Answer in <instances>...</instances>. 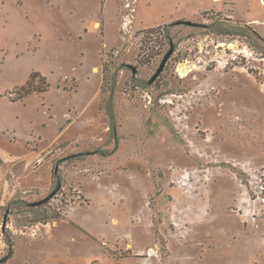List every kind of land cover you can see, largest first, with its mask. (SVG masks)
<instances>
[{
	"label": "rangeland",
	"instance_id": "obj_1",
	"mask_svg": "<svg viewBox=\"0 0 264 264\" xmlns=\"http://www.w3.org/2000/svg\"><path fill=\"white\" fill-rule=\"evenodd\" d=\"M25 1L0 40V264H264V22L246 1ZM35 71L48 90L12 101Z\"/></svg>",
	"mask_w": 264,
	"mask_h": 264
},
{
	"label": "crops",
	"instance_id": "obj_2",
	"mask_svg": "<svg viewBox=\"0 0 264 264\" xmlns=\"http://www.w3.org/2000/svg\"><path fill=\"white\" fill-rule=\"evenodd\" d=\"M61 1V0H59ZM109 0H100V8H104L105 4H107ZM133 1V0H132ZM241 0H210V5H205V0H201V4H204L203 7L199 10H197L199 13L207 11V10H216V11H224L227 6L232 7L233 13L235 16H238L239 13L236 9V4L240 2ZM247 4V14L242 11L243 18L249 22V23H260L264 22V0H244ZM130 5V3H129ZM134 11V7L131 8ZM31 13V8L27 5L25 0H0V40L9 36L14 37L17 35V22L20 23V25L25 21H27V18L29 17ZM125 16H128L125 15ZM132 22L135 20L134 15L131 14ZM240 16V15H239ZM181 17V16H178ZM130 19V18H129ZM119 21L121 22V26H123V23H126L124 19L119 18ZM166 21H161L159 23H156L155 25L164 23ZM83 27L87 26H104L103 23V13H100V15L93 16L91 13L88 16H85L82 19ZM140 26L142 27H148L153 26L150 24H146L140 22ZM2 159V158H1ZM65 264H68L70 259L63 257L62 258ZM90 260H87V258L74 260L73 263L75 264H87ZM52 264H57L56 260L50 261Z\"/></svg>",
	"mask_w": 264,
	"mask_h": 264
},
{
	"label": "trees",
	"instance_id": "obj_3",
	"mask_svg": "<svg viewBox=\"0 0 264 264\" xmlns=\"http://www.w3.org/2000/svg\"><path fill=\"white\" fill-rule=\"evenodd\" d=\"M180 21H183V19H180V20H176L174 23H178ZM172 24L169 23L167 25L170 26ZM164 25V24H163ZM166 26V25H165ZM36 75H40L39 72L35 71V72H32L31 75L29 76V78L26 80L25 84L20 86L19 88H15V92H14V96L11 98L12 101H17V100H21L23 99L26 95L30 94V93H43L45 92L46 90H48V87H49V82H46L45 80V77H43V84L42 85H38V84H34L33 83V79H34V76ZM111 131L114 133L115 132V127L112 126L111 128ZM104 153H107V152H104ZM2 163V159L0 157V164ZM55 171H56V168H55Z\"/></svg>",
	"mask_w": 264,
	"mask_h": 264
},
{
	"label": "water",
	"instance_id": "obj_4",
	"mask_svg": "<svg viewBox=\"0 0 264 264\" xmlns=\"http://www.w3.org/2000/svg\"><path fill=\"white\" fill-rule=\"evenodd\" d=\"M178 23H184V24H188V25H193L194 22L190 21V20H183V21H180ZM174 51V48L173 46L171 45L170 49L166 52V54L163 56L162 60H161V63L157 69V71L153 74V76L150 78L149 80V83L153 82L157 77L158 75L160 74V72L163 70V67L164 65L166 64V61L168 60V58L170 57V55L173 53ZM48 199V198H47ZM46 199V200H47ZM45 200H42L40 202H37L35 203V205L39 204V203H43Z\"/></svg>",
	"mask_w": 264,
	"mask_h": 264
}]
</instances>
